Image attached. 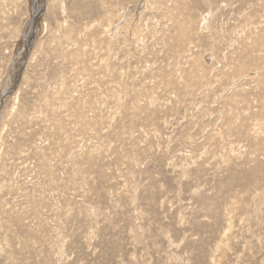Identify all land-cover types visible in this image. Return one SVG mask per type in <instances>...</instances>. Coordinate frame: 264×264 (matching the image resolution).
Segmentation results:
<instances>
[{"label":"rangeland","instance_id":"obj_1","mask_svg":"<svg viewBox=\"0 0 264 264\" xmlns=\"http://www.w3.org/2000/svg\"><path fill=\"white\" fill-rule=\"evenodd\" d=\"M5 93L0 264H264V0H0Z\"/></svg>","mask_w":264,"mask_h":264},{"label":"water","instance_id":"obj_2","mask_svg":"<svg viewBox=\"0 0 264 264\" xmlns=\"http://www.w3.org/2000/svg\"><path fill=\"white\" fill-rule=\"evenodd\" d=\"M38 15H39V14H36V15L34 16V23H36V20H37V18H38ZM31 36H33V30H32V32H31ZM27 45H29V44H27ZM6 95H7V93H5V94L3 95V97H2V100H1V102H0V109H1V107H2V105H3V102H4L5 98H6Z\"/></svg>","mask_w":264,"mask_h":264},{"label":"bare ground","instance_id":"obj_3","mask_svg":"<svg viewBox=\"0 0 264 264\" xmlns=\"http://www.w3.org/2000/svg\"><path fill=\"white\" fill-rule=\"evenodd\" d=\"M37 13H38V11H37ZM28 43H29V40L26 39L25 46H26L28 49H30V47H31V42H30L29 45H27Z\"/></svg>","mask_w":264,"mask_h":264}]
</instances>
